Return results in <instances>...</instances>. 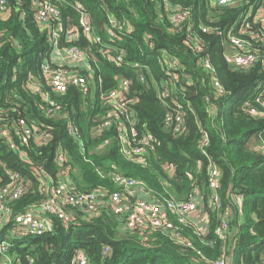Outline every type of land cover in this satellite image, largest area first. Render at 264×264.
<instances>
[{
  "label": "trees",
  "instance_id": "1",
  "mask_svg": "<svg viewBox=\"0 0 264 264\" xmlns=\"http://www.w3.org/2000/svg\"><path fill=\"white\" fill-rule=\"evenodd\" d=\"M79 1L91 19L94 31L104 42L109 36L103 32L106 14L113 13L118 20L129 24L131 33L114 40L124 51L121 64H115L98 53L83 37L72 41V46L89 49L88 71L80 70L88 80L87 92L69 87L65 93H53L45 78L42 66H53L49 58V45L34 23L27 3L19 13L12 7V15L0 18V128H6L17 150L9 148L0 138V185L8 182L7 172L18 173L28 185L27 192L13 203L15 212L43 200L39 191L42 178L57 182L59 168L54 163L60 149L66 156L72 185L78 191L104 187L109 192L117 188L114 174H121L141 182L153 201L172 198L188 201L201 196L200 210L206 215V228L198 236L192 225L178 226L181 237L191 248L177 245L166 234L155 231L143 241L137 232H123L119 220L101 211L92 214L76 210L73 221L67 225L50 218L52 228L40 237L10 239L9 253L27 264H70L77 251L84 252L88 264H209L221 252L220 241L214 231L224 211L229 232L228 248L233 245L230 258L233 264L264 263V115L254 118L247 114L246 106L256 107L255 100L264 88V64L250 70H233L224 56L226 35L236 34L248 7H257L261 0H242L236 6L212 7L208 0H167L189 11V18L179 34L168 27L162 0H64L60 9L63 24L75 26L77 13L70 4ZM8 5L12 4L7 0ZM136 12L133 18L130 12ZM25 18L19 21L20 13ZM199 27L210 32L204 34ZM255 28V27H254ZM195 32L203 42V52L196 53L185 46L186 32ZM14 39L18 48L14 47ZM151 42L154 46H148ZM250 51L264 60V42L253 44ZM258 49L255 51L254 49ZM165 51L179 60L189 76V84L179 76L171 84L159 65V56ZM156 52L153 56L148 54ZM207 60L214 68V78L224 90L218 95L201 61ZM15 69L16 80L11 73ZM180 74V72H179ZM36 78L40 91L60 106V113L46 117L41 95L25 84L28 76ZM140 76L146 83L140 82ZM119 79L130 82L129 97L136 126L155 137L145 163L137 164L120 154L115 126L111 130L95 132L108 111L105 95L116 88ZM168 94L161 102L158 98L163 86ZM162 92V91H161ZM183 113L185 130L174 133L166 128L164 116L174 109L172 98ZM22 120L46 129L51 139L37 143L33 138L28 146H20L17 136L9 128L12 121ZM68 126L76 130V139L68 133ZM200 130L209 138L206 155L199 152L197 140ZM256 145L258 148H254ZM209 162L220 171V189L217 191L221 207L212 209L208 191ZM166 168L171 170L168 172ZM241 196V204L237 202ZM170 220H174L173 217ZM192 226V227H191ZM5 229L0 242L8 238ZM108 246L109 256L102 254ZM229 252V251H228ZM199 253V254H198Z\"/></svg>",
  "mask_w": 264,
  "mask_h": 264
},
{
  "label": "built area",
  "instance_id": "2",
  "mask_svg": "<svg viewBox=\"0 0 264 264\" xmlns=\"http://www.w3.org/2000/svg\"><path fill=\"white\" fill-rule=\"evenodd\" d=\"M8 5L7 0H0V18L6 19L12 15V7L16 8V14L20 12L27 3L32 11L34 23L38 30L45 36L49 45V58L52 68L45 62L42 71L45 72V78L53 93L63 94L69 87L80 89L83 93L87 92V77L80 73V70H89V59L95 60L90 55L89 49H82L78 46H72L70 43L83 37L90 45L96 47L98 53L104 54V58L115 64H121L124 58V51L116 46L115 39L120 36H126L131 33L129 24L118 20L113 13L106 14V22L103 26V32L109 36L108 42H104L101 35L94 31L90 16L82 8L79 1L71 3V8L77 13L75 26H65L63 24L60 9L56 6L64 0H11ZM127 1V0H117ZM129 1V0H128ZM212 7L236 6L242 0H208ZM102 4L103 0H100ZM163 9L169 31L172 34H179L182 25L189 18V11L184 10L178 4H170L167 0H162ZM133 18L137 17L136 12H130ZM25 18L24 13H20L19 21ZM258 28L255 31L253 28ZM202 33L206 34L210 30L206 27H199ZM185 46L191 48L196 53L203 52V42L196 33L186 32ZM3 33L0 32V39ZM250 41L253 44L264 42V0H261L257 7H248L244 14L242 22L238 26L236 34L230 32L226 35V50L224 56L227 63L237 70H245L254 67L257 64H264V60L250 51ZM11 42L15 48H18L17 42L12 39ZM148 46L153 49L154 46L148 42ZM258 49L256 48V51ZM59 56L63 64L67 66L55 65L51 56ZM156 52L148 54L155 55ZM161 72L169 78L171 84L178 83L179 76L189 84V76L184 72L179 60L165 51L158 54ZM201 65L210 79V84L218 94H224V90L214 78V68L207 61L202 60ZM180 72V74H179ZM15 69L11 73V80H16ZM140 82L146 83L145 78L140 76ZM27 87L42 96L45 104L43 113L46 117L53 118L60 113V106L51 101L48 94L40 91L36 78L28 76L26 79ZM130 82L125 79H119L115 89L110 90L105 99L108 104V111L104 118L97 125L95 132L111 130L115 126L116 140L120 148V154L128 161L144 164L145 154L153 150L156 139L145 130H139L136 126V117L131 105L134 99L129 97ZM168 85L163 86L158 94V98L164 103L168 94ZM162 91V92H161ZM174 109L166 112L164 124L166 128H171L174 133H180L185 130L183 113L177 105L176 96L172 98ZM256 107L246 106V112L254 118H261L264 115V88L255 100ZM165 104V103H164ZM9 128L13 135L17 136L20 146H28L29 140L33 138L37 143H46L51 139V134L46 129H41L35 124L27 125L22 120L12 121ZM68 133L76 139V130L68 126ZM0 138L3 139L12 150H17L9 131L6 128H0ZM209 146L208 135L200 130V137L197 140L199 152L206 155ZM261 150H264L261 147ZM54 163L59 168L57 173V182L53 183L50 178H42L39 191L43 195V200L27 206L23 212H15L13 203L18 201L27 192L28 185L24 179L15 172H7L8 182L0 185V232L5 229L8 239L0 242V264H19L20 261L10 255V239H23L25 237H40L52 228L54 218L62 226H67L73 221L76 210L85 211L92 214H98L101 211L114 216L119 220L120 229L123 232H137L142 240L155 231H160L174 241L177 245L191 248L189 241L181 237L178 226L192 225L190 216L201 206V196H194L189 201H177L172 198H166L161 201H150L139 196L143 192V185L132 178L121 174L113 175V184L117 188L114 191H108L104 187H95L89 191H78L72 184L65 183L59 185L64 176L69 175L66 166V156L59 149L55 155ZM221 174L217 166L209 162L208 191L210 192L209 204L212 209H220L221 203L217 195L220 189ZM241 196H237L238 204H241ZM173 217V221L170 218ZM229 211L222 214L220 224L214 231L215 237L220 241V255L209 264H233L230 254L235 242H232L228 248L229 226L227 218ZM203 231L196 228V234L200 236ZM229 251V252H228ZM102 254L109 256L108 246L102 248ZM199 254V253H198ZM27 264H33L31 260ZM70 264H88V260L83 251L79 250L72 258ZM264 264V263H263Z\"/></svg>",
  "mask_w": 264,
  "mask_h": 264
},
{
  "label": "rangeland",
  "instance_id": "3",
  "mask_svg": "<svg viewBox=\"0 0 264 264\" xmlns=\"http://www.w3.org/2000/svg\"><path fill=\"white\" fill-rule=\"evenodd\" d=\"M247 12V11H246ZM7 19V18H6ZM255 31H257V29L258 28H253ZM193 33H195V32H193ZM51 59H52V62L55 64V65H61L62 67L63 66H67V67H69L68 65H65V64H63V61H62V59L59 57V56H57L56 54H54V55H52L51 56ZM26 85V84H25ZM27 86V85H26ZM41 98H42V96H41ZM43 99V98H42ZM166 170L169 172L171 169L170 168H166ZM112 180H113V177H112ZM50 181H51V179H50ZM60 181L62 182V183H60L59 185H65V183H68V184H72V176L71 175H67V176H64L63 178H61L60 179ZM52 182V181H51ZM189 201V200H188ZM201 212V211H200ZM198 213V212H194L191 216H190V218L191 217H193V216H195V218H196V220H198V221H202V220H204V219H202V217H203V214L202 213ZM201 223H203L204 224V221H202ZM200 228V227H199ZM231 235H232V233L231 232H229L228 233V239L231 237Z\"/></svg>",
  "mask_w": 264,
  "mask_h": 264
},
{
  "label": "crops",
  "instance_id": "4",
  "mask_svg": "<svg viewBox=\"0 0 264 264\" xmlns=\"http://www.w3.org/2000/svg\"><path fill=\"white\" fill-rule=\"evenodd\" d=\"M255 51H256V49H254ZM231 67V69H233V70H236L234 67H232V66H230ZM246 71H248V70H250V69H245ZM238 71V70H237ZM254 148H258L256 145H252ZM139 196L141 197V198H143V199H147V200H150V201H152V198H151V196H150V194L146 191H144L143 190V192H140V194H139ZM201 207V206H200ZM200 207L198 206V208H197V210H196V212H200L201 210H200ZM200 213H202L203 214V217H202V219H204V220H202V221H204V224L203 223H201L202 221H198V220H196V218H195V216H193V217H191V222H192V226H194L195 228H199V229H201L202 231H204L205 230V228H206V221H207V218H206V215L201 211ZM191 226V227H192Z\"/></svg>",
  "mask_w": 264,
  "mask_h": 264
},
{
  "label": "water",
  "instance_id": "5",
  "mask_svg": "<svg viewBox=\"0 0 264 264\" xmlns=\"http://www.w3.org/2000/svg\"><path fill=\"white\" fill-rule=\"evenodd\" d=\"M144 190V189H143ZM146 192V190H144Z\"/></svg>",
  "mask_w": 264,
  "mask_h": 264
}]
</instances>
